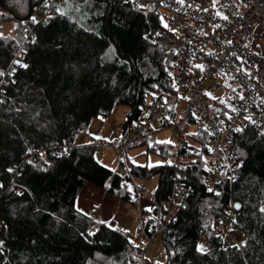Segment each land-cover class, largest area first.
Wrapping results in <instances>:
<instances>
[{"label": "trees", "instance_id": "trees-1", "mask_svg": "<svg viewBox=\"0 0 264 264\" xmlns=\"http://www.w3.org/2000/svg\"><path fill=\"white\" fill-rule=\"evenodd\" d=\"M42 1L0 0V28L15 22L14 34L0 33V264H142L138 238L103 221L93 228V217L78 207L87 185L134 207L133 190L96 160L97 141L74 143L95 120L127 107L122 139L155 93L171 91L177 55L149 41L164 28L159 8L132 0H60L63 15L56 8L49 23L26 24L29 7ZM29 31L32 40L23 47ZM236 98L237 92L221 104L222 98L209 97L212 113L224 117ZM190 125L197 129L179 154L174 144L149 148L171 162L131 166L140 179H159L143 206L147 233H158L165 251L163 264H264V135L253 126L235 133L231 150L241 162L240 177L234 185L224 179L210 187V137L196 118ZM177 156L186 176L183 198L165 223L161 202L174 192ZM232 203L241 205L234 218L240 247L223 249L214 223Z\"/></svg>", "mask_w": 264, "mask_h": 264}, {"label": "built area", "instance_id": "built-area-1", "mask_svg": "<svg viewBox=\"0 0 264 264\" xmlns=\"http://www.w3.org/2000/svg\"><path fill=\"white\" fill-rule=\"evenodd\" d=\"M135 2L139 6L143 5L144 9L164 8L171 12L170 25L174 29L164 27L153 34L149 41L161 53L177 55L172 89L166 94L155 93L140 118L126 130L122 139L99 140L94 146L99 150L113 149L120 155L121 163L126 168L121 176L132 186V203L138 215L136 236L141 244L139 260L142 264H153L146 259L145 254L148 246L159 236L158 233L152 236L147 233L148 213L143 202L148 199V194L136 183L128 166L127 151L144 145L162 131L173 127L176 134L174 152L179 154L187 141L185 128L196 118L201 130L210 137L208 185L215 187L224 179L230 185L237 182L241 162L231 150L234 134L237 133L235 129L241 128L243 131L253 126L259 134L264 135V104L261 103L264 100V56L254 46V29L264 20V0H217L215 5L212 0H184L183 4L177 0ZM60 7V0H43L34 6L32 17L26 24L34 27L49 23L53 10ZM217 11L220 12L219 16L216 15ZM223 16L228 19H223ZM30 40L32 31L26 36L23 47ZM21 50L14 60L19 59ZM196 65H202L203 70ZM222 76L237 83V98L225 112L227 115L216 117L208 98L223 88L217 80ZM233 108L235 111H232ZM247 116H251L255 123L246 119ZM171 122L172 125H169ZM73 146L72 142L64 143L67 149ZM28 161L34 164L32 158ZM174 165V192L169 200L161 202L165 210V223L169 222L171 211L183 198L181 182L186 176L179 169L180 157L174 158ZM235 204L232 203L226 215L214 223L215 236L223 241V249L240 244L242 234L234 224L237 211ZM202 245L205 247L206 243Z\"/></svg>", "mask_w": 264, "mask_h": 264}, {"label": "rangeland", "instance_id": "rangeland-1", "mask_svg": "<svg viewBox=\"0 0 264 264\" xmlns=\"http://www.w3.org/2000/svg\"><path fill=\"white\" fill-rule=\"evenodd\" d=\"M159 12L163 26L165 27L166 24L167 27L165 28L174 29L170 25L171 12L164 8H160ZM14 30L15 22H10L0 28V33L3 35H12L15 32ZM254 32V46L258 53L264 56V20L254 29ZM217 80L223 88L213 97L222 98L223 101L228 102L229 98L237 92L238 85L227 76L218 77ZM211 99L213 98L211 97ZM127 111V107H119L110 118L95 120L89 133L80 136L74 145L85 146L92 145L95 141L99 140L112 141L116 138L120 139ZM196 129L194 125H187L185 128L187 134L191 131H196ZM175 136L174 128L166 129L148 143L129 149L127 151V158L130 170L132 165L136 167H155L164 165L166 162H171L172 159H167L161 156L160 153L150 152L149 148L155 144L163 145L165 143L173 145L175 143ZM95 157L101 165L119 174H122L126 169L121 164L120 155L113 149H97ZM135 180L147 192L149 197L152 196L159 182L158 177L140 179L135 176ZM129 186L132 191V186L130 184ZM78 207L93 217L95 221L93 228L98 226V222L103 221L111 227L120 228L129 232L133 239L137 238L138 215L129 201L118 199L116 196L110 195L103 190L87 185L79 197ZM145 257L153 264H163L165 262L166 255L159 237L148 246Z\"/></svg>", "mask_w": 264, "mask_h": 264}, {"label": "snow or ice", "instance_id": "snow-or-ice-1", "mask_svg": "<svg viewBox=\"0 0 264 264\" xmlns=\"http://www.w3.org/2000/svg\"><path fill=\"white\" fill-rule=\"evenodd\" d=\"M132 2L134 3L135 0H132ZM177 2L180 3V4H183V3H184V0H177ZM216 2H217V0H212V4H213V5H215ZM140 7H143V5H141ZM56 11L59 12L61 15L64 14L63 12H61V10H60L59 8H57ZM205 11H207V9H205ZM216 15L219 16V15H220V12L217 11V12H216ZM222 18L225 19V20L228 19L227 16H223ZM165 27H167L166 24H165ZM216 27H219V25H216ZM237 59H240V58L237 57ZM15 63L19 64L20 67H23V68H26V67H27L26 64H20L19 61L15 62ZM196 67H198V68H200L201 70H203V66H202V65H196ZM238 70H240V69H238ZM0 76H4V73H3V72H0ZM173 86L175 87V85H173ZM233 90L235 91V89H233ZM209 95H210V94H209ZM182 98H184V99H188L187 97H182ZM212 98H213V99H218V98H216V97H212ZM240 98L243 99V96H241ZM0 103H3V101L0 100ZM219 103L224 104L225 101H223V100H219ZM261 103L264 104V100H262ZM232 111H235V109L233 108ZM225 114L227 115V113H225ZM228 118L231 119V116H229ZM245 118L248 119L250 122L255 123V121L252 120V117H251V116H247V117H245ZM235 131L239 132V131H242V129H241V128H237V129H235ZM8 171L11 172V171H13V169H8ZM209 171H211V170L209 169ZM0 187H2V185H0ZM208 191H209V192H212L213 189L209 188ZM216 194L218 195V193H216ZM234 207H235L237 210H239V208L241 207V205H240V204H235ZM149 211H151V209H149ZM259 211H260L261 213H264V206L260 207V208H259ZM234 247H240V245H236V246H234ZM197 251L203 253V252H205V247H204L203 245H199L198 248H197ZM173 254H174V253H173Z\"/></svg>", "mask_w": 264, "mask_h": 264}, {"label": "water", "instance_id": "water-1", "mask_svg": "<svg viewBox=\"0 0 264 264\" xmlns=\"http://www.w3.org/2000/svg\"><path fill=\"white\" fill-rule=\"evenodd\" d=\"M31 14H32V6L29 7V13H28L26 18L28 19L31 16ZM20 20H22V19H20Z\"/></svg>", "mask_w": 264, "mask_h": 264}, {"label": "crops", "instance_id": "crops-1", "mask_svg": "<svg viewBox=\"0 0 264 264\" xmlns=\"http://www.w3.org/2000/svg\"><path fill=\"white\" fill-rule=\"evenodd\" d=\"M161 133H162V132H161ZM161 133H159V134H161ZM159 134H158V135H159ZM158 135H157V137H158Z\"/></svg>", "mask_w": 264, "mask_h": 264}, {"label": "bare ground", "instance_id": "bare-ground-1", "mask_svg": "<svg viewBox=\"0 0 264 264\" xmlns=\"http://www.w3.org/2000/svg\"><path fill=\"white\" fill-rule=\"evenodd\" d=\"M237 204H239V203H237Z\"/></svg>", "mask_w": 264, "mask_h": 264}]
</instances>
